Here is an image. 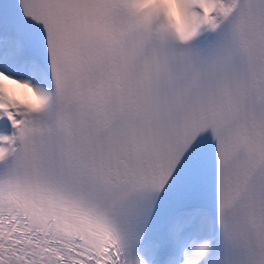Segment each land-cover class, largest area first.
<instances>
[{
    "label": "snow or ice",
    "instance_id": "obj_1",
    "mask_svg": "<svg viewBox=\"0 0 264 264\" xmlns=\"http://www.w3.org/2000/svg\"><path fill=\"white\" fill-rule=\"evenodd\" d=\"M0 264H264V0H0Z\"/></svg>",
    "mask_w": 264,
    "mask_h": 264
}]
</instances>
